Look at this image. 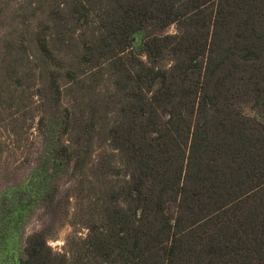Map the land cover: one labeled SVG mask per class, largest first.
I'll return each mask as SVG.
<instances>
[{"label": "trees", "instance_id": "16d2710c", "mask_svg": "<svg viewBox=\"0 0 264 264\" xmlns=\"http://www.w3.org/2000/svg\"><path fill=\"white\" fill-rule=\"evenodd\" d=\"M63 2L48 8L57 23H97L78 58L83 72L111 77L101 101L116 114L106 138L121 167L108 170L125 177L80 254L55 251L37 230L18 264H264V120L242 110L264 117V0ZM49 36L35 29L26 52L41 105L58 106L65 66ZM75 66L67 74L81 79ZM62 116L67 133L69 107ZM52 158L75 170L85 162L65 144Z\"/></svg>", "mask_w": 264, "mask_h": 264}, {"label": "rangeland", "instance_id": "374dc122", "mask_svg": "<svg viewBox=\"0 0 264 264\" xmlns=\"http://www.w3.org/2000/svg\"><path fill=\"white\" fill-rule=\"evenodd\" d=\"M57 2L68 8L63 0H0V264H18L26 236L37 230L45 231L55 251L80 254L88 225L100 220L107 190L125 177L108 170L109 164L121 167L119 152L106 138L116 114L104 112L101 101L112 90L111 77L105 70L83 72L85 64L78 58L97 23L93 14L88 24L71 18L57 23L61 14L52 18L48 10ZM35 29L50 35L49 46L65 66L59 69L58 106H42L36 96V71L26 52ZM74 60L75 70L85 75L81 79L67 74ZM64 106L73 116L67 133ZM242 110L264 120L249 107ZM40 115L45 116L43 126ZM82 126L90 132H82ZM60 144L69 146L75 160L85 161L81 168H73L74 160L56 164L52 149Z\"/></svg>", "mask_w": 264, "mask_h": 264}]
</instances>
